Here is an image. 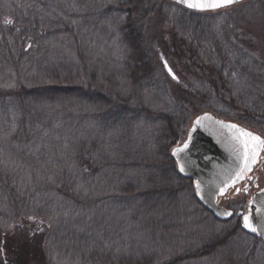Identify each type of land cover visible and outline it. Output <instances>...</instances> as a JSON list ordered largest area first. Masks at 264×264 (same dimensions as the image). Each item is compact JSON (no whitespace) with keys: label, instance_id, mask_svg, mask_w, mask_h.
<instances>
[{"label":"trees","instance_id":"1","mask_svg":"<svg viewBox=\"0 0 264 264\" xmlns=\"http://www.w3.org/2000/svg\"><path fill=\"white\" fill-rule=\"evenodd\" d=\"M253 3L201 14L167 0H0V264H213L232 241L263 250L235 220L206 228L220 221L172 156L201 109L264 131V60L242 24ZM166 14L192 51L177 68L146 36ZM18 224L29 233L15 246Z\"/></svg>","mask_w":264,"mask_h":264},{"label":"rangeland","instance_id":"2","mask_svg":"<svg viewBox=\"0 0 264 264\" xmlns=\"http://www.w3.org/2000/svg\"><path fill=\"white\" fill-rule=\"evenodd\" d=\"M257 4H254L252 6L253 11L246 16V19L244 20V32H245V38L248 40L249 34L253 36L255 39V44L256 47L259 48L261 51L262 59L264 60V0H252ZM252 1H249L250 4ZM10 13V12H9ZM11 16V15H10ZM6 16L5 19H12V17ZM9 17V18H8ZM249 19V20H248ZM249 22V23H247ZM172 23L170 21L169 16L166 14V16H159L156 15L153 17V19L150 21L149 25L147 26V37L149 40L150 47L155 54L157 58L160 56L162 59H166L171 66L177 68L179 67L178 65H181L182 61L181 59L185 60H190L192 56V51L188 48L185 47V45L182 42L181 37L175 38L174 35L175 32L172 30ZM246 24V25H245ZM182 69V67H181ZM186 70V69H185ZM183 73V77H185V80L190 83L191 85L194 86V83L192 82L191 78L192 76L186 74L184 69L180 73ZM208 72V70H206ZM196 87V86H194ZM208 112V110H203L201 109L199 113L193 115L192 121L189 122V124L185 127V138L184 140L179 144L180 146L183 144V142L186 139V136H188L189 130L192 127L194 120L197 118V116ZM239 111L233 112V117L236 119H227L233 122L238 123L239 125H243L246 127H249L253 130H256L258 134L262 135L264 137V131L254 128L252 126H248L244 123H242L239 120ZM227 118V117H226ZM225 119V118H222ZM226 120V119H225ZM249 200V196L246 195L245 193H241V195H235L234 192H231L228 197L222 200V203L225 207L229 209H234V210H239V209H244L246 208L247 201ZM232 224L230 221L227 222H214V221H209L205 226L206 228L212 230H218L217 233L220 235L222 232L225 233L226 229L229 230V228H232ZM28 228L25 227V224H18L13 226L10 231L8 232L7 236H9L12 239V244L16 245H23V242L26 244L27 242V236H28ZM221 234V235H222ZM246 242H249V240ZM243 240L238 241V242H233L230 243L229 245L231 246L230 251L227 250H216L212 254V256L209 257L210 261H214L213 264H264V248L263 250L261 249H256V254H251L248 252V254H245L243 251ZM5 243L0 244V255L1 257H5V249L3 248ZM227 248V247H226ZM242 250V251H241ZM36 252V251H35ZM33 253V252H30ZM216 256V257H215ZM218 256V259H217ZM213 257V258H212ZM215 257V259H214ZM29 259H32V255H30ZM212 263V262H210Z\"/></svg>","mask_w":264,"mask_h":264},{"label":"water","instance_id":"3","mask_svg":"<svg viewBox=\"0 0 264 264\" xmlns=\"http://www.w3.org/2000/svg\"><path fill=\"white\" fill-rule=\"evenodd\" d=\"M247 1L250 0H240L239 3H236L227 8L218 9L216 11L209 10L202 12L193 9H188L183 5L176 3V0H168V2L174 3L186 10H189V12H201V14L218 12L220 10L229 8L232 9V7L243 4ZM205 116L211 117V119L202 120L201 124L199 125L195 123L198 118H202ZM218 122H223L224 125L236 124L234 122H226L225 120L219 119L212 113H203L197 116V118L193 122L192 127H190L191 129L189 130L188 137H186L187 140L185 141L189 144L188 148L180 152L178 157L173 156V154L172 156L176 162L179 159L180 163L184 166L185 171L182 173L180 172L179 164L177 163V170H179L180 174L186 177L187 179L189 178L191 180H194L195 190L196 184H200L202 192L200 195H197L196 191V195L202 205L212 211L216 219L220 221H228L234 216V212L219 205L217 199L220 198L221 195H219L218 189L222 185V183L228 179L233 169L236 167L237 161L236 156L232 151L233 134L229 129L222 127L221 124ZM236 125L239 128L245 129L253 133L254 135H257L256 133L252 132L251 130L245 127H242L238 124ZM189 135L191 136L190 141ZM184 143L178 147L182 148ZM262 195H264V193L259 191L254 195V197L258 201ZM254 197H252V199ZM248 211L249 206L247 208V213ZM225 212H232L233 215L230 217H225L223 215ZM243 214L244 211L241 210L239 211L238 216L242 218ZM253 214L255 219V206L253 207ZM241 228L243 231L259 238H262L264 240V236L248 232L246 229L243 228L242 225Z\"/></svg>","mask_w":264,"mask_h":264},{"label":"snow or ice","instance_id":"4","mask_svg":"<svg viewBox=\"0 0 264 264\" xmlns=\"http://www.w3.org/2000/svg\"><path fill=\"white\" fill-rule=\"evenodd\" d=\"M240 0H176V3L183 5L188 9H193L197 11H216L221 8L230 7ZM13 23L10 19H5V25H11ZM165 68L168 69L169 74L172 75V71L168 68L167 62H165ZM173 79H176L175 75H172ZM211 117L205 116L198 118L196 124H201L202 120H209ZM222 127L229 129L232 132V151L236 156V167L233 169L232 173L226 181L222 183L219 187V195L224 196L227 190L232 187L235 192L240 193L241 189L235 187L241 180L248 176L253 170L254 165L257 164L261 152H264V139L260 136L254 135L253 133L239 128L236 124L224 125L223 122H218ZM191 136L189 135V141ZM189 146L188 142H185L183 147H177L173 150V156H179V153L187 149ZM179 164L180 172H184V166L177 160ZM197 195H200L202 190L199 183L196 184ZM246 191V189H245ZM264 193V190H261ZM255 206V219L253 214V207ZM225 217H230L233 215L232 212H225L223 214ZM242 226L248 232L254 233L256 235L264 236V195L257 201L254 197L249 201V211L247 214L242 215Z\"/></svg>","mask_w":264,"mask_h":264},{"label":"flooded vegetation","instance_id":"5","mask_svg":"<svg viewBox=\"0 0 264 264\" xmlns=\"http://www.w3.org/2000/svg\"><path fill=\"white\" fill-rule=\"evenodd\" d=\"M261 137V136H260ZM263 139V137H261ZM235 187H239L241 189L240 193H236L234 188H230L229 191L233 190L235 195H241V193H245L249 196V201L251 200V197H253L257 192L264 189V152H261L260 158L256 165H254L253 170L248 174L247 177H245L241 182H239ZM246 189V191H245ZM224 196H221L222 198ZM220 198H218V203L220 204ZM249 201L247 203V208L249 205ZM245 211V209H243ZM247 212V211H245ZM246 214V213H245ZM235 219V217L233 218ZM235 220H237L239 223L242 222L241 217H237Z\"/></svg>","mask_w":264,"mask_h":264}]
</instances>
